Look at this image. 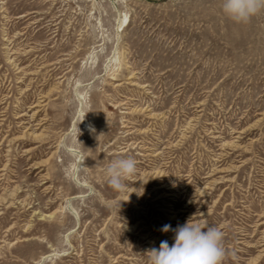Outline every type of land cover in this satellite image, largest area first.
Returning <instances> with one entry per match:
<instances>
[{
    "label": "rangeland",
    "instance_id": "rangeland-1",
    "mask_svg": "<svg viewBox=\"0 0 264 264\" xmlns=\"http://www.w3.org/2000/svg\"><path fill=\"white\" fill-rule=\"evenodd\" d=\"M191 218L264 264V11L0 0V264H149Z\"/></svg>",
    "mask_w": 264,
    "mask_h": 264
},
{
    "label": "clouds",
    "instance_id": "clouds-1",
    "mask_svg": "<svg viewBox=\"0 0 264 264\" xmlns=\"http://www.w3.org/2000/svg\"><path fill=\"white\" fill-rule=\"evenodd\" d=\"M222 11L234 22L246 23L264 11V0H222ZM88 130L95 132L91 125H88ZM136 173L137 161L132 157L113 159L105 169L108 184L116 191L125 190V182ZM170 230L175 233L174 243L169 246L168 241L163 240L158 249H150L147 252L149 264H223L226 257L225 234L219 227L201 226L191 218L175 229L170 224L160 229L163 233Z\"/></svg>",
    "mask_w": 264,
    "mask_h": 264
},
{
    "label": "bare ground",
    "instance_id": "bare-ground-1",
    "mask_svg": "<svg viewBox=\"0 0 264 264\" xmlns=\"http://www.w3.org/2000/svg\"><path fill=\"white\" fill-rule=\"evenodd\" d=\"M39 104H40V102H39Z\"/></svg>",
    "mask_w": 264,
    "mask_h": 264
}]
</instances>
